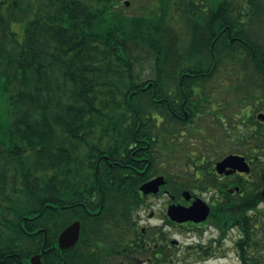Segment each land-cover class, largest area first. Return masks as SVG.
<instances>
[{"label": "trees", "instance_id": "obj_1", "mask_svg": "<svg viewBox=\"0 0 264 264\" xmlns=\"http://www.w3.org/2000/svg\"><path fill=\"white\" fill-rule=\"evenodd\" d=\"M139 2L0 0V264L43 249L42 264H83L80 243L58 247L61 231L133 219L139 186L178 153L165 137L190 103L163 99L190 96L165 92L193 89L195 74L239 88L264 73V0ZM142 145L144 173L131 172ZM250 239L258 255L244 264H264V237Z\"/></svg>", "mask_w": 264, "mask_h": 264}, {"label": "flooded vegetation", "instance_id": "obj_2", "mask_svg": "<svg viewBox=\"0 0 264 264\" xmlns=\"http://www.w3.org/2000/svg\"><path fill=\"white\" fill-rule=\"evenodd\" d=\"M193 76V89L165 92L190 98L163 99V104L190 103L179 114L174 135L165 137L179 146L178 153L171 164L163 160L166 172L139 186L142 201L133 219L121 225L107 221L97 232H80L77 243L83 264H209L217 254L215 241L203 240L209 228L218 229L224 238L236 232L238 264H244L247 254L258 255L250 237H264V73L239 75V88L228 80H213L223 75ZM161 121V126H167L169 116L162 114ZM145 148L133 146L127 165L105 158L143 174L141 166L148 158L138 155ZM162 174L166 183L157 192L145 193L142 185ZM163 196V212L157 217L153 207ZM171 205L207 207L209 213L204 220L178 221L169 215ZM179 236L186 238L181 241ZM220 254L226 256L225 247Z\"/></svg>", "mask_w": 264, "mask_h": 264}, {"label": "water", "instance_id": "obj_3", "mask_svg": "<svg viewBox=\"0 0 264 264\" xmlns=\"http://www.w3.org/2000/svg\"><path fill=\"white\" fill-rule=\"evenodd\" d=\"M125 3L127 5L130 4L129 0H126ZM108 158V156H106ZM166 183L165 176L160 175L157 176L142 185V189L145 193L149 192H157L162 184ZM209 213V209L206 207L205 209H200L196 206L192 207H182L177 205H171L169 208V215L172 219L178 221H184L188 219H193L196 221L204 220L207 218ZM81 231V221L75 220L67 227L63 229L58 237V246L60 249H68L74 246L79 240ZM34 254L31 257V264H41L42 263V253Z\"/></svg>", "mask_w": 264, "mask_h": 264}, {"label": "rangeland", "instance_id": "obj_4", "mask_svg": "<svg viewBox=\"0 0 264 264\" xmlns=\"http://www.w3.org/2000/svg\"><path fill=\"white\" fill-rule=\"evenodd\" d=\"M124 2V0H123ZM121 7L123 5H120ZM140 6L139 0L134 2L131 5H128V8H126L127 12H137L138 8ZM14 28L19 32V38L22 40L24 36V21H19L14 24ZM178 170V169H177ZM165 200V197L163 196L160 198L154 205L153 209L157 211L158 215L157 217H160V214L163 212V201ZM144 216H147V213H144ZM234 231L232 233L224 238L222 237L221 239V234L218 229L215 228H209L207 232L204 233L203 240L205 243L208 241H215L213 242V248L217 251L216 256H214L213 259L209 261V264H238V258L236 251L234 250V241L236 240L237 237L235 236ZM179 240L184 241L186 237L179 236L177 237ZM223 247L226 248V256H223V254H220V251H223ZM176 256H179V254H176ZM232 256V258H229ZM172 257V256H171Z\"/></svg>", "mask_w": 264, "mask_h": 264}]
</instances>
